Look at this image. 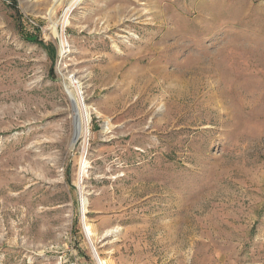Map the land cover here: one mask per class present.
<instances>
[{
  "label": "rangeland",
  "instance_id": "374dc122",
  "mask_svg": "<svg viewBox=\"0 0 264 264\" xmlns=\"http://www.w3.org/2000/svg\"><path fill=\"white\" fill-rule=\"evenodd\" d=\"M94 253L264 264V0H0V264Z\"/></svg>",
  "mask_w": 264,
  "mask_h": 264
},
{
  "label": "bare ground",
  "instance_id": "6f19581e",
  "mask_svg": "<svg viewBox=\"0 0 264 264\" xmlns=\"http://www.w3.org/2000/svg\"><path fill=\"white\" fill-rule=\"evenodd\" d=\"M65 18H66V15L63 17V19H62V24H64V23H66L67 22V20H65ZM61 49L63 50V52L65 51V52H68V50H69V47H68V44H62V47H61ZM62 52V51H61ZM69 83H70V86H71V88H73L74 89V91H76V90H78V89H80V86H79V84H78V82L76 81V80H73V79H70V81H69ZM79 101H80V103H82L83 104V99L81 98V97H76ZM84 166H85V160H83V162H82V164H81V167H80V169H79V173L81 172H83V168H84ZM83 174V173H82ZM80 178V177H79ZM81 200H83L84 201V199H81ZM82 209L84 208V205L82 204ZM84 227H85V232H86V235L88 236V243L91 245V247H92V249L94 248L93 247V243H92V239H91V237H90V235H91V231H90V228H89V226H87V225H84ZM94 255L98 258V256L94 253ZM98 264H107V262L106 261H103V260H101V259H99L98 258Z\"/></svg>",
  "mask_w": 264,
  "mask_h": 264
},
{
  "label": "built area",
  "instance_id": "2783aa9c",
  "mask_svg": "<svg viewBox=\"0 0 264 264\" xmlns=\"http://www.w3.org/2000/svg\"><path fill=\"white\" fill-rule=\"evenodd\" d=\"M62 52L60 53V54H62L63 53V50H61ZM65 52V51H64ZM64 54V53H63ZM74 93H75V95H76V97L78 96V97H81V92H80V89H78V90H76V91H74Z\"/></svg>",
  "mask_w": 264,
  "mask_h": 264
}]
</instances>
